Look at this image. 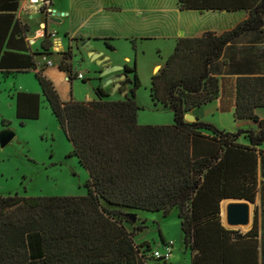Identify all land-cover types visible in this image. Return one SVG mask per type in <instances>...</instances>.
<instances>
[{"label": "trees", "instance_id": "trees-1", "mask_svg": "<svg viewBox=\"0 0 264 264\" xmlns=\"http://www.w3.org/2000/svg\"><path fill=\"white\" fill-rule=\"evenodd\" d=\"M180 1L182 9L246 10L248 16L222 33L179 38L152 76L151 97L173 111V124L139 122L142 82L136 67L125 65L133 79L123 80L120 89L129 83L132 87L119 100L109 99L98 87L94 100L64 101L54 82L41 70L35 72L73 144L71 155L79 158L90 179L85 195H0V264H169L154 254L164 241L155 246L138 242L146 225L128 226L136 222L130 211L137 210L178 213L190 264H259L258 213L251 231L229 229L222 220V201H256L264 161V118L258 114L264 108V75L220 78L212 65L228 44L264 29V0ZM18 7L19 0H0V71L5 76L38 68L31 46L24 49L29 66L5 65L7 55H20L6 47L17 34L24 40L28 32L26 24L14 23ZM51 43L47 33L43 50ZM60 54V69L73 80L72 47ZM14 95L22 125L40 117V93L18 90ZM218 98L221 112L234 107L237 120L252 121L256 128L233 133L198 117L186 119L193 109ZM160 235L163 239L161 229Z\"/></svg>", "mask_w": 264, "mask_h": 264}, {"label": "crops", "instance_id": "crops-1", "mask_svg": "<svg viewBox=\"0 0 264 264\" xmlns=\"http://www.w3.org/2000/svg\"><path fill=\"white\" fill-rule=\"evenodd\" d=\"M14 14V23L19 20L26 24L28 32L24 40L21 39L22 33L17 34L16 39L13 40V44L6 47L7 50L17 52L20 55H7L5 65L29 66L31 60L27 55L28 52L24 49L31 46L32 51L36 52L35 60L38 68H29L24 72L11 73L8 76H5L0 71V79L2 75L10 77V75L15 76L41 70L54 82L64 101L71 99L79 100L73 94L74 81L80 79L77 76L79 73H83L85 76L86 81L81 79L83 83L91 80L90 78L87 79L86 72L81 66L82 62L88 60L91 50L101 53V56L98 58L99 63H97V60L92 62V69L97 84L93 87L94 97L83 101L96 99L98 97L96 94L98 87L103 88L109 94V99H113L111 93L108 91V87L113 90L116 83H119L120 87L116 91H113L115 93L120 92L124 98L126 96L125 92L126 94L129 93L132 83H129L125 90L122 91L120 89L122 81L126 78L132 80L133 73L126 71L113 72L111 77L115 81L112 84H107L106 77L102 75V71L115 65L124 67L125 65H129L136 67L138 71L136 61L134 66L130 64V47L137 55V60L139 56L141 58L147 56L145 43L152 41L157 43V54L164 51L161 45L162 42L167 43V47L170 50L169 54H171L175 49L177 40L181 37H197L207 31L222 33L231 29L248 16L246 10L182 9L180 0H50L45 6L31 4L30 0H19V7L14 11ZM53 31L56 32V35L51 37L52 45L48 51H44L42 47L43 37ZM91 45L92 49L86 50ZM70 47H72L73 51L71 63L73 70L76 72L73 80L69 79L66 71L60 69L62 59L60 52H64ZM121 51L125 52L124 60H121L119 57L118 52L120 53ZM49 61L52 62L51 65L48 63ZM102 61L103 63H101ZM162 65L163 62L157 61L155 58L148 65L143 59V67L145 69L150 68L153 75L159 71ZM212 73L220 78L226 76L236 78L238 76L264 75V29L262 31L247 32L228 44L222 57L212 65ZM124 74H127V77L121 78ZM14 88L11 96L14 97L15 106L16 98L14 94L18 90L40 93V88L34 80H29L28 87L21 85L19 89L17 87ZM152 102L156 107L159 106L153 99ZM234 112V107L228 111L234 117L232 129H226V127H222L219 123L216 124L211 119L217 116L218 113H222L220 111L219 98L193 109L190 114L233 133L239 129L256 128V124L252 121L237 120ZM258 114L261 118H264V108L258 109ZM258 170L259 189L256 201H251L252 203H250L249 224L233 227L228 223V206L231 202L237 201L235 199L238 198H227L222 201V220L227 228L247 233L252 230L258 213V256L259 264H264V161H260ZM161 231L163 239L160 235V240H154V242L159 244L162 241H173V253L169 264H177L182 251L185 250L186 253H190L184 247L183 232L181 230L182 234L179 237H172V235H169L163 229ZM142 241L152 243L147 237H142Z\"/></svg>", "mask_w": 264, "mask_h": 264}, {"label": "rangeland", "instance_id": "rangeland-1", "mask_svg": "<svg viewBox=\"0 0 264 264\" xmlns=\"http://www.w3.org/2000/svg\"><path fill=\"white\" fill-rule=\"evenodd\" d=\"M164 51L156 53L155 41L145 43L147 56L141 58L130 47L131 65L137 63L142 86L139 88L137 100L144 106L139 113V122L144 125H169L174 123V113L161 105L158 107L150 97V79L153 75L151 69L143 67V59L148 65L155 58L165 63L170 56L167 43L162 42ZM124 60L125 52H118ZM82 62V69L86 72L87 79L83 83L76 79L73 85V94L83 101L93 98V87L97 84L92 69V56ZM99 63V59H96ZM29 80H34L40 88L42 96L41 115L38 119L29 120L22 125L17 117L14 97L11 96L14 87L21 85L28 87ZM114 90V89H113ZM108 87L113 100L122 99L120 92H114ZM210 119V118H209ZM216 124L232 129L234 117L232 113L222 112L211 118ZM210 119V120H211ZM3 129H11L16 133L12 141L2 147L0 143V195L20 196H76L87 194L86 183L90 179L88 170L80 163L76 155H71L73 144L68 139L57 117L49 107L35 72L18 74L0 79V133ZM237 129V128H235ZM232 131V130H231ZM136 213V222L128 223L130 228L146 225V229L137 235L138 242L142 237L149 238L155 246L154 240H160V229L173 236H181V225L178 213L172 212L164 215L163 212L146 210L130 211ZM228 224V223H226ZM229 226V225H228ZM139 234V233H138ZM190 253L182 251L177 264H189Z\"/></svg>", "mask_w": 264, "mask_h": 264}, {"label": "water", "instance_id": "water-1", "mask_svg": "<svg viewBox=\"0 0 264 264\" xmlns=\"http://www.w3.org/2000/svg\"><path fill=\"white\" fill-rule=\"evenodd\" d=\"M92 49V45L86 50ZM89 56H92V60H96L101 56V53L91 50ZM103 63V61L101 62ZM124 66L115 65L109 68H105L102 71V75L106 77L107 84H112L115 80L111 77V74L116 71H124ZM127 74H124L121 78H126ZM120 87L119 83L115 84L114 90L116 91ZM126 95V92H125ZM186 119L189 121H195L196 117L190 113L186 115ZM16 136V133L11 129H4L0 133V143L2 147L8 145L12 139ZM237 201L231 202L228 206L227 219L228 223L233 227H240L248 225L250 222V203L249 200L235 199ZM131 217L136 221V214H132Z\"/></svg>", "mask_w": 264, "mask_h": 264}, {"label": "built area", "instance_id": "built-area-1", "mask_svg": "<svg viewBox=\"0 0 264 264\" xmlns=\"http://www.w3.org/2000/svg\"><path fill=\"white\" fill-rule=\"evenodd\" d=\"M31 4L41 5L43 6L46 3H49L46 0H30ZM44 35V33H42ZM51 37L56 35V32L53 31L50 33ZM50 65L51 61L48 62ZM78 78L84 79L85 76L83 73H79ZM173 253V241L165 242L164 244H159V246L154 250V254L157 258H164L166 260H170Z\"/></svg>", "mask_w": 264, "mask_h": 264}]
</instances>
